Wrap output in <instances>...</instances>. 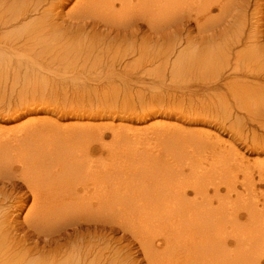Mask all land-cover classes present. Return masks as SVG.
Returning <instances> with one entry per match:
<instances>
[{
  "label": "bare ground",
  "instance_id": "6f19581e",
  "mask_svg": "<svg viewBox=\"0 0 264 264\" xmlns=\"http://www.w3.org/2000/svg\"><path fill=\"white\" fill-rule=\"evenodd\" d=\"M204 2L208 11L220 7V0ZM191 4L189 0H0V81L3 77L19 76V72H9L6 64L22 66L24 76H39L58 71L63 65L84 71L101 54V59H107L104 64L107 69L121 66L125 75L134 79L149 76L158 62L156 36L159 34L156 32L162 29H159L162 19H169L165 23L170 27L168 22L181 16L184 10L186 15H191ZM167 12L170 16H165ZM143 26L147 35L141 37ZM102 28L107 32L100 31ZM241 31L238 30L239 36L234 35L237 37L234 42L231 37L226 40L228 32L224 36L219 33L203 36L200 40L189 34L182 38L178 29L163 32L162 38L164 35L173 38L161 53L165 59L163 64H168L169 58L176 54L175 61L186 57L191 66L203 73L210 72L215 64H222L217 77L226 69L238 73L239 61L264 55L256 23L246 38L251 46L235 51L232 59L233 48L242 41ZM180 43L187 50L192 49L190 53H174V47ZM107 50L112 51L111 56ZM132 57L136 59L130 61ZM252 70L249 66L248 71L252 73ZM15 86L16 83H10L9 90L34 91L26 84ZM54 88L49 92L55 91ZM113 90L130 92L127 86ZM99 130L84 124L56 128L49 121L32 120L17 129L0 131V264H113L117 261L137 264L130 246L120 260L115 258L112 263L107 257V233L114 228L132 237L145 264H264V204L254 199H248L250 202L243 205L236 202L237 206L230 202L231 194H236V201L237 193H241L237 192L236 174L224 169L219 175L225 179L212 184L209 190L203 186L207 187V181L213 180L214 175L211 176V171L208 177L207 171L198 172V166L191 161L184 165L193 170L189 175L195 174V177L185 180L179 175L183 174L181 170L179 174L175 169L177 173L168 172L170 169L166 168L174 164V158L169 156L177 157L178 153L174 154L167 142H173L177 136L160 124L140 131L130 130L128 137L129 132L122 134L114 129V139L121 138L122 142L127 137L126 144L132 146V149H123L119 145L120 153L110 151L104 132ZM161 137L167 140L166 145L152 151L155 146L150 145L151 140ZM142 144L150 146L145 148ZM260 144L258 140L252 142L254 146ZM116 157L122 158L117 165ZM239 164L246 165V162L240 159ZM162 165H167L163 167L165 170H161ZM255 166V170L247 165L241 168L242 181L238 186L247 185V190L249 187L255 191L256 183L264 182V162L257 161ZM173 167L180 169V166ZM220 168L223 171L224 167ZM254 171L257 181L251 174ZM205 175L207 178L203 179ZM189 180L192 181L187 184ZM220 186H224L225 197H221ZM190 193L194 196L190 197ZM29 199L31 202L20 221L19 215ZM243 216L246 223L239 225ZM97 241L101 247L96 251ZM162 244L164 248L160 250Z\"/></svg>",
  "mask_w": 264,
  "mask_h": 264
},
{
  "label": "rangeland",
  "instance_id": "374dc122",
  "mask_svg": "<svg viewBox=\"0 0 264 264\" xmlns=\"http://www.w3.org/2000/svg\"><path fill=\"white\" fill-rule=\"evenodd\" d=\"M198 1L195 0V3L194 0H189L193 9L190 10L192 11L190 12L191 15H186V10H184V13L182 12L183 16L177 15V17L168 22L170 27L167 26L169 24L166 25L165 23L169 19L163 20L161 18L164 22L159 26V29H162L156 32V34H159L156 36L158 37L156 45V51L159 54L158 62L156 67H154L155 69L153 68L154 73L149 76L141 75V78L134 79L126 76L121 66H116L114 70L111 68L107 69L104 66L107 59H101L102 54L93 66H88L84 71L76 69L73 65H63L58 71L53 70L48 72L49 74L47 73V75L39 76L31 74L24 76L25 72L22 66L6 64L5 66L10 70L9 72H19L17 74L19 76L16 78H12L13 76L3 77L0 81V131L17 129L20 125L22 126V124L24 125L32 120L49 121L56 128L84 124L91 126L95 130L101 129L102 133L104 132L106 144L111 147L110 151L115 150V152L120 153L122 151L120 146H124L125 148L123 147V149H132V146L130 144L127 145L125 141L128 137L127 135L130 134V130L140 131L160 124L165 129L172 131L173 135L176 134L177 138L170 143L162 137L157 141L152 139L150 145L155 146L152 151L157 150L159 148L157 146L166 145L165 142H167L168 148H171L174 154L178 153L177 157L179 159L181 156L184 157V159L178 160L176 156L167 155L171 159L174 158V164L170 166L172 168L165 165L167 170L170 169L168 172L177 173L175 170H178V174L180 172L184 174L181 175L180 173L179 175L185 180H188L186 178L189 177H195V174L189 175L193 170L189 169L188 165H184V163L187 164L191 161V164L198 166L196 168L198 172L199 170L207 171V177L212 172L211 176L214 175L213 180L208 178L209 181L205 182L208 184L207 187L204 185L205 183H202L204 185L203 188H210L209 190H211L212 184L219 183V181L221 183V180L225 179L219 173L221 172L220 174H222L227 170L225 172H232L238 177L237 192L242 193H237L238 201H234L236 194H231L229 200L233 202L234 206L250 202L248 199L259 200V203L264 204V182L262 184L256 183V186H254L255 191H252L249 187L247 190V185H245V188L243 185V187L241 185L238 186L241 183L240 181H242L241 168L243 169L247 165V167L255 170L257 161L264 162V155L262 154L264 151L261 152L264 147V55L254 58L256 61L254 59V61L252 59L247 61L250 58L246 57V60L239 61L238 66L240 69L238 73H233L226 69L219 77L217 76L221 72L222 64H215L210 72L203 73L195 66V68L193 65L191 66L186 57L175 61L176 54L172 55L168 60V64L164 66L163 61L165 59L161 55L166 48V44L173 39L165 35L162 38L163 32L168 33L177 29L180 30L182 38L189 34L190 37L196 40L202 39L203 36L210 37V35L217 33L224 36L230 30L226 34V40L231 37L230 40L232 39V42L237 38L234 35L239 36L237 35L238 30H242V36L240 35V40L242 41L236 48L233 45V50L235 49L234 52L232 51L233 59L235 51H244V49H247L245 46L249 47L250 44L246 42V38L249 35L252 24L257 23L259 43L264 45V0H220V7L211 11L206 9L207 5L204 2L206 0ZM223 1L225 2L223 3ZM202 5L206 7L204 8ZM71 6L72 3L66 6L64 12L68 11ZM201 8H204V10ZM195 13L200 16H195ZM167 15L170 16L169 12L165 13V16ZM187 16H191V18L188 19ZM145 29L146 27L143 26L141 29L143 33L140 32V36L147 35V29ZM102 30L105 29H100V31ZM217 42L220 43V41ZM187 49L184 43H180L174 47V53L185 51V55H187L192 50ZM222 50L223 47H221ZM106 52L110 56L112 55V51L107 50ZM130 59L132 61L136 57ZM244 61L249 63L245 64ZM249 66L253 69L252 73L248 71ZM257 75L260 76L257 78L255 77ZM108 80L111 83L109 82L110 85L107 86L109 84ZM13 82L16 83L15 87L26 84L33 88L34 91L32 89L28 90V88L20 93L17 90L10 91L8 86ZM2 83H7L6 87H3ZM121 86L129 87L130 92L123 93L113 90ZM52 87H55V91L49 92ZM114 129L123 132L122 134L129 132L126 134L127 137L124 138V141L120 142L121 138L114 139ZM101 131L99 130V132ZM257 140L261 144L259 146L252 145V142ZM138 142L139 137L135 140L136 145ZM114 143L116 145H113ZM150 145L144 144L143 147L145 146L146 148ZM94 146L99 147L97 143ZM112 146L113 148L116 146V148L112 149ZM161 150L164 151L163 149ZM168 153L170 154V151ZM118 159L119 157L114 161L115 164L117 161L122 160V158ZM240 159L245 161L246 165L239 164ZM110 163L112 164V162ZM177 163L182 166L180 164L176 165ZM163 165L162 168L160 167L161 170L165 167ZM173 166H180V169ZM220 167H224L223 171H221L222 168ZM234 169L238 170V172ZM179 170L181 171L179 172ZM251 174L257 181V172L254 171ZM196 175L199 176L198 174ZM207 177L205 175L203 179ZM199 180L202 181V179ZM190 181L192 180L186 181V183L188 184ZM184 182L182 181V184ZM219 188L221 189V197H225L224 186ZM247 193L250 194L247 195ZM193 196L190 193V197ZM30 202L31 199L28 200L26 208L19 215L20 221H22ZM236 202L237 205H235ZM234 208L237 209V207ZM239 220V225L246 223L245 216ZM116 231L114 228L111 233H107L109 234V243L107 244L106 255L110 261L113 263L115 258L119 257L120 260L121 256H126L128 253L126 248L130 246L128 248L131 249L132 254L136 257L137 264H145L142 260L143 256L133 242L132 237L127 233ZM156 236H159V234ZM96 243L98 246L97 251L101 247V243L99 241ZM163 248L164 244H162L160 250ZM118 254L119 256H117ZM117 262L125 264L120 261ZM117 262L114 263L116 264Z\"/></svg>",
  "mask_w": 264,
  "mask_h": 264
}]
</instances>
